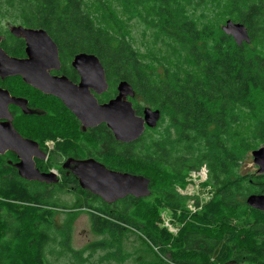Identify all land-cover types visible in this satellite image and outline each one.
<instances>
[{"label": "trees", "instance_id": "1", "mask_svg": "<svg viewBox=\"0 0 264 264\" xmlns=\"http://www.w3.org/2000/svg\"><path fill=\"white\" fill-rule=\"evenodd\" d=\"M6 1L24 27L48 33L57 46L62 74L75 81L70 66L73 57L79 53L95 55L108 88L112 90L121 82L129 84L132 99L159 110L160 121H168L169 133L163 139H148L146 129L136 141L120 143L105 124L82 130L59 99L26 86L38 96L56 100L74 126L75 136L70 138L54 136L46 127H41L38 136L26 137L39 143L54 142L44 164L47 171L60 169L57 162L63 156L96 157L109 169L149 178L151 193L146 198L129 196L115 204H104L82 190L71 176L64 175L57 184L27 181L16 171L15 154L0 155V264H49L45 249L55 242L51 227L58 208L57 194L65 193L70 184L81 201L77 208L88 212L96 234L122 236L128 228L137 230L144 253L149 252L154 263L143 261L140 254L137 262L264 264V212L248 207L246 200L244 204L237 201L250 185L254 194H264V173L255 177L258 184H254L251 176L239 172L241 151H248L251 144L237 130L246 114L255 116L257 112L254 94H264V0H227L228 20L243 24L250 37V43L241 45L223 32L227 20L221 26L212 22L198 25L186 9L191 0H120L125 8L140 13L142 21L156 31L172 53L183 55L171 66L161 63L157 71L149 70L117 29L119 17L104 0H93L102 13L101 23L90 14L85 0ZM1 47L10 56L24 55L23 39L11 33ZM12 79L21 80L8 77L0 80V86ZM106 94L98 97L99 103L112 98L113 94ZM15 95L29 99L25 94ZM27 107L32 116L17 108L11 113L12 124L21 135L17 121L39 114L35 101L29 99ZM133 108L137 115L142 114L141 107ZM131 165L142 168L136 170ZM203 166L206 178L200 186L209 191L208 197L202 202L195 200L192 212L176 191L185 190L192 183L191 173ZM160 209L170 211L180 225L176 234L156 224L154 214ZM62 236L61 245L70 250L68 232ZM99 245L93 243L89 248ZM115 252V258L122 255ZM169 253L167 263L162 257Z\"/></svg>", "mask_w": 264, "mask_h": 264}, {"label": "water", "instance_id": "2", "mask_svg": "<svg viewBox=\"0 0 264 264\" xmlns=\"http://www.w3.org/2000/svg\"><path fill=\"white\" fill-rule=\"evenodd\" d=\"M226 35L237 45L250 43V37L243 24L227 20L222 26ZM10 33L21 37L25 43V58L10 57L0 47V79L20 77L30 87L59 99L79 121L84 129L105 124L114 139L120 143H131L140 138L146 129H154L161 118L157 109L145 107L137 115L128 98L134 96L132 87L126 82L116 86V95L105 103H98L96 96L107 91L108 84L99 59L88 53H79L72 59L71 66L79 75L78 84L64 76H52L49 71L59 70L60 62L56 44L44 29L13 27ZM1 40V37H0ZM20 108L31 115L27 100L10 96L8 90L0 87V155L11 151L18 161L15 168L18 175L27 181L52 184L58 182L53 171L41 172L35 166V159L45 158L38 144L23 138L12 126L9 106ZM258 173L264 172V146L251 153ZM62 169L72 173L79 186L110 205L129 196L146 198L150 195V179L138 174L109 169L92 158L74 160L68 158ZM248 207L264 212V194H252L246 199Z\"/></svg>", "mask_w": 264, "mask_h": 264}, {"label": "rangeland", "instance_id": "3", "mask_svg": "<svg viewBox=\"0 0 264 264\" xmlns=\"http://www.w3.org/2000/svg\"><path fill=\"white\" fill-rule=\"evenodd\" d=\"M85 1L87 2L90 14L98 23H101L100 18L102 13L98 5L93 0ZM104 1L119 17L117 29L119 28L125 37L128 38L134 49L140 54L141 59L149 67V70L157 71L156 69L161 68V63L170 64L169 66H171L184 58L183 55L172 53L162 43L156 31L142 21L140 13L137 10L130 11L121 5L120 0ZM6 2V0H0V36L4 40L8 39L13 27L24 26L18 13L11 9ZM190 2L191 4L186 7L187 12L198 25L204 22H212L215 25L221 26L229 19L227 0H201L198 3L196 0H191ZM2 86L9 88L15 94H25L40 106L37 117L31 119L23 118L17 121L16 126L23 136L29 138L36 137L40 134L41 127L49 128L52 135L60 138L75 136L71 117L61 108L56 100L36 95L18 79L5 81L2 83ZM105 93H107L106 96L113 94V98L117 93L116 87L112 90L108 88ZM128 100L133 106L138 105L142 110L145 107H150L140 99L128 98ZM254 101L257 105L255 116L246 114L239 125V129H237L241 131L242 135L246 136L245 140L251 144L248 151H241L239 172L242 175L251 176L252 182L258 184L255 177L257 178L261 174L258 173V167L253 163L251 153L264 146V140H261V137L264 136V94H254ZM150 108L153 109V107ZM77 132H81V129L78 128ZM167 133H169V125L166 119L159 121L154 129L146 131L148 139H163V136L167 135ZM45 144L51 150L52 143L47 141ZM60 162L62 163L63 160H60ZM60 162L57 163L60 164ZM130 167L136 170L142 168V166L134 165ZM52 169H54L52 171L55 173L57 172L55 168ZM146 171L148 174L153 175L150 169ZM205 178L206 169L203 166L199 171L191 173L190 180L192 183L185 190L176 191L179 197L185 200L186 208L192 212L195 210L194 204L197 200L202 202L208 197L207 193L209 191L200 186V182ZM247 190L242 195L237 196L239 203L244 204L247 197L254 194L252 192L254 191V186H248ZM63 192L65 193L57 194L56 203L58 208H56V214L52 219L51 228L55 231V242L45 249V256L49 264H144L137 262L136 258L139 254L143 255V261L154 263V260L150 259L149 252L144 253L145 249L139 243L137 230L128 228L122 236H118L117 234L112 236L108 233L96 234L92 229L88 212L77 208V204L81 203V201L74 194L75 186L71 184L67 185V188ZM154 215L156 224L159 227H165L173 234L178 232L180 225L174 221L170 211L160 209ZM65 231L69 234L67 244L70 250L61 245L64 239L62 235ZM118 240L120 244L117 245ZM93 243H100L101 245H99V248L90 249L89 246ZM117 249L120 251H117ZM115 250V255H122L118 258L113 257L112 252ZM73 252H78L79 255L75 256ZM170 257L169 253L162 258L168 263Z\"/></svg>", "mask_w": 264, "mask_h": 264}, {"label": "flooded vegetation", "instance_id": "4", "mask_svg": "<svg viewBox=\"0 0 264 264\" xmlns=\"http://www.w3.org/2000/svg\"><path fill=\"white\" fill-rule=\"evenodd\" d=\"M24 27V26H23ZM1 37V36H0ZM14 37V36H13ZM17 38H21V37H17ZM5 40L4 39H2L1 38V40H0V47H1V44H2V42H4ZM24 47H25V43H24ZM2 48V47H1ZM4 50V49H3ZM5 51V50H4ZM23 51H24V48H23ZM6 54H8V53H6ZM9 55V54H8ZM10 56V55H9ZM10 57H14V56H10ZM26 56H25V52H24V55L22 56V57H14V58H25ZM58 58H59V62H60V55H59V53H58ZM72 62V61H71ZM70 66H71V63H70ZM71 68L73 69V67L71 66ZM74 70V69H73ZM75 71V74H76V80L75 81H73V80H70L68 77H66L64 74H62L61 73V62H60V68H59V70H51V71H49V73H50V75H52V76H64V77H66L69 81H71V82H73L74 84H78V82H79V75H78V73L76 72V70H74ZM1 81H2V79H0ZM3 80H5V79H3ZM26 86H28V87H30L29 85H27L26 84ZM1 88H5V87H3V86H0ZM30 88H32V87H30ZM6 89H8V88H6ZM32 89H34V88H32ZM9 90V89H8ZM34 90H36V89H34ZM36 91H38V90H36ZM40 92V91H39ZM106 92V91H105ZM105 92H103L102 94H104ZM10 93V96H14V97H24V96H21V95H15V94H12L11 92H9ZM41 94H43L42 92H40ZM101 94V95H102ZM43 95H45V94H43ZM101 95H98V96H96V98H97V100H98V97H100ZM50 97H53V96H51V95H49ZM24 98H26V97H24ZM27 99V98H26ZM27 101H29V99H27ZM29 103V102H28ZM99 103V102H98ZM105 103V102H104ZM29 106V105H28ZM19 109L20 110V108H18V107H16V106H14V105H10L9 106V113H10V115H11V117H12V119H11V124H12V122L14 121V118H13V116H12V112L15 110V109ZM29 108L31 109V107L29 106ZM29 116H32V115H29ZM76 119V118H75ZM16 121V120H15ZM78 121V120H77ZM78 123H79V121H78ZM80 124V123H79ZM12 126H13V124H12ZM80 126H81V124H80ZM99 126V125H98ZM82 127V126H81ZM13 128H14V126H13ZM15 129V128H14ZM88 129H93V128H87V129H84L83 127H82V130H88ZM16 130V129H15ZM17 131V130H16ZM18 132V131H17ZM19 133V132H18ZM20 134V133H19ZM21 135V134H20ZM22 136V135H21ZM23 138H26V137H24V136H22ZM35 141V140H34ZM48 141H50L51 143H52V146L54 145L53 143V141H51V140H48ZM36 142V141H35ZM37 144H38V146H39V149H40V151L44 154V156H45V158L44 159H42V160H39V159H35V166H36V168L39 170V171H41V172H50V171H52V170H54V169H51V170H49V171H47V169H45V167H44V164L45 163H47V161H48V159L50 158V156H51V151L52 150H49V148H48V145H46L45 143H47V142H44V143H39V142H36ZM51 146V147H52ZM47 148V149H46ZM8 152H11V151H7V152H5V154H7ZM13 153V152H12ZM14 154V153H13ZM4 155V154H3ZM68 158H72V159H74V160H82V159H88V158H92V159H94V160H96L97 162H99V163H101V164H103L105 167H106V164L104 163V162H102L101 160H99L98 158H96V157H90V156H84V157H74V156H63V157H61L60 158V160H63V162L61 163L60 162V160H59V162H60V169H58V170H55V171H57L55 174H56V178L58 179V182L59 181H61L62 180V178H63V176L65 175L66 177H68V176H71V177H74V178H76L72 173H70L69 171H67V170H63L62 169V164L68 159ZM18 161V159L16 158V162ZM17 171V170H16ZM77 179V178H76ZM58 182H56V183H52V184H57ZM44 184H46V183H44ZM77 184H78V186H79V183H78V180H77ZM80 187V186H79ZM81 188V187H80ZM82 189V188H81ZM83 190V189H82ZM84 191H86V190H84ZM88 192V191H87ZM99 198V197H98ZM99 200L102 202V203H104L100 198H99ZM106 204V203H105Z\"/></svg>", "mask_w": 264, "mask_h": 264}]
</instances>
